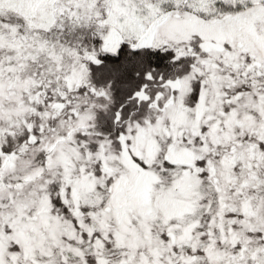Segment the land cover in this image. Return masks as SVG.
Listing matches in <instances>:
<instances>
[{
    "label": "snow or ice",
    "instance_id": "snow-or-ice-1",
    "mask_svg": "<svg viewBox=\"0 0 264 264\" xmlns=\"http://www.w3.org/2000/svg\"><path fill=\"white\" fill-rule=\"evenodd\" d=\"M0 264H264V0H0Z\"/></svg>",
    "mask_w": 264,
    "mask_h": 264
}]
</instances>
